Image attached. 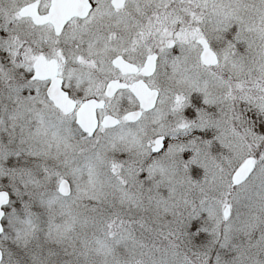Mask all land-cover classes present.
Here are the masks:
<instances>
[{
    "label": "snow or ice",
    "instance_id": "1",
    "mask_svg": "<svg viewBox=\"0 0 264 264\" xmlns=\"http://www.w3.org/2000/svg\"><path fill=\"white\" fill-rule=\"evenodd\" d=\"M0 264H264V0H0Z\"/></svg>",
    "mask_w": 264,
    "mask_h": 264
}]
</instances>
